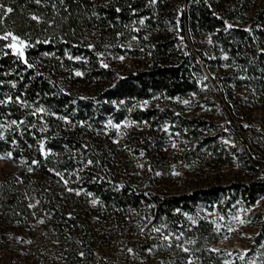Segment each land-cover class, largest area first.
Here are the masks:
<instances>
[{
	"label": "trees",
	"instance_id": "16d2710c",
	"mask_svg": "<svg viewBox=\"0 0 264 264\" xmlns=\"http://www.w3.org/2000/svg\"><path fill=\"white\" fill-rule=\"evenodd\" d=\"M251 8V0H0V37L11 34L27 45L21 58L9 39H0V155L15 165L0 179V217L27 228L36 215L46 214L45 223L59 237L66 229L77 231L65 246L68 261L92 264L90 215L101 210L114 221L138 223L150 209L153 223L166 221L169 238L148 239L143 250L155 251L160 242L172 250L174 264L191 256L225 264L226 252L211 247L222 232L199 205L223 213L236 201L254 205L264 197V132L246 127L244 109L235 104L240 94L264 106V3L252 17ZM194 38L210 44L194 51ZM109 57L142 65L119 77ZM205 70L224 73L215 82L217 102L205 99L221 108L222 127L165 104L204 95L205 86L212 90ZM82 82L98 85L92 96H77L67 87ZM126 119L160 137L128 133L132 151L118 147L105 125ZM168 131L176 132L201 164L212 157L237 158L253 175L182 194L147 192L127 173L144 159L147 174L167 170L158 158ZM4 245L0 242V264ZM11 245L17 251L20 244ZM249 254L255 264H264L262 217ZM26 264L51 263L36 254Z\"/></svg>",
	"mask_w": 264,
	"mask_h": 264
},
{
	"label": "rangeland",
	"instance_id": "374dc122",
	"mask_svg": "<svg viewBox=\"0 0 264 264\" xmlns=\"http://www.w3.org/2000/svg\"><path fill=\"white\" fill-rule=\"evenodd\" d=\"M263 3L264 0H251L252 13L249 16H254ZM9 41L11 44V38H9ZM195 41L198 45H192L194 51L205 48V46L210 44L208 39H196ZM10 49L15 53L11 47ZM109 63L119 77L142 65V61L138 59L115 57H109ZM205 76L213 88L212 90L208 89L209 86H205L204 95L194 94L184 98H176L165 101V104L190 119L211 120L222 127L226 123V117L221 108L219 106H209L205 99L210 97L217 102L213 94L217 92L215 82L219 81L220 77L224 76V73L216 76L209 70H205ZM96 86H98L96 83L87 84L82 82L75 85L68 84L67 87L77 96L90 97L94 94ZM236 103L238 107L244 109L241 120L245 126L255 127L264 132V106L254 103L253 98L243 97L240 94H237ZM225 104L227 106V103ZM105 132L118 147L128 152L132 151L131 147L133 145L132 140L127 136L128 133L138 138L146 135L160 137V134L150 131L145 124H139L130 119H126L119 124L107 122ZM206 133L215 135V132ZM161 137L165 147L163 148V155L158 158V162L164 163L167 170L165 172L156 170L152 171V175L147 174L149 173V168H145L147 162L144 159L136 163L134 172L127 173L134 177V180L147 192L182 194L194 189L208 187L212 184L228 185L248 181L253 175L252 172L241 166L237 158L222 162L218 158L212 157L206 160L209 163L201 164L190 146L185 144L176 132L168 131ZM229 144L232 147H236L232 142H229ZM132 155L135 156L134 154ZM0 157H3L0 158L1 179L13 173L15 165L11 161L10 156L0 155ZM118 168L121 167L119 166ZM148 175L151 176L148 178ZM257 175L260 176L261 173ZM146 186L150 187L146 188ZM199 212L222 232L220 240L212 244L211 247L215 250L226 252L228 259L225 260V264H236L237 262L255 264L252 260L253 255H250L249 252L251 243L259 232V218H264V197L259 199L254 205H246L243 202L236 201L230 207H227L223 213L217 210L212 211L204 205H199ZM43 214L36 215L34 220L29 221V227L27 228H22L16 222L0 217V242L5 244L1 252V262L5 264L9 262L26 264L27 261L34 260L36 254H38L51 264H71L64 250L70 234L75 236L77 231L69 228L59 237L45 223L44 216L46 214ZM89 218L92 232L90 238L94 240L96 246L94 251L95 260L91 262L92 264H174L175 257L172 250L168 249V245L157 242L154 245L155 251L141 248V245L148 239L162 236V234L163 237L169 238L166 233V221L153 223V215L150 209H147L142 214L141 221L138 223H131L127 220L125 222L120 220V218H118L119 221H114L106 211L101 210L95 211ZM184 219L194 221V216L185 215ZM20 225L23 226V223ZM138 237H142V239L137 240ZM11 244H20V249L17 247V251H12ZM164 246L167 249H162ZM184 264L206 263L202 259L191 256L186 259Z\"/></svg>",
	"mask_w": 264,
	"mask_h": 264
},
{
	"label": "snow or ice",
	"instance_id": "6c2138e0",
	"mask_svg": "<svg viewBox=\"0 0 264 264\" xmlns=\"http://www.w3.org/2000/svg\"><path fill=\"white\" fill-rule=\"evenodd\" d=\"M8 11L10 12L11 9H8ZM9 38H11L12 40L10 47L19 57L23 58L24 56L23 50L25 47H27V45H25V43L22 40H19L16 36H13L11 34L0 37V39H3V40H8ZM77 75H80V73H77ZM0 158H3V157H0ZM241 223H243V221H241Z\"/></svg>",
	"mask_w": 264,
	"mask_h": 264
}]
</instances>
